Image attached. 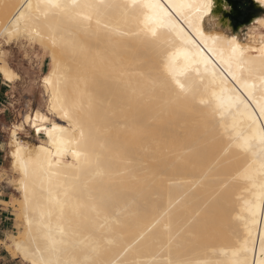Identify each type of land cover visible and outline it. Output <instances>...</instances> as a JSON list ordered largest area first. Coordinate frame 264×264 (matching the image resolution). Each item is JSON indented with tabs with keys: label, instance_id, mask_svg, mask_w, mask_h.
Returning <instances> with one entry per match:
<instances>
[{
	"label": "bare ground",
	"instance_id": "6f19581e",
	"mask_svg": "<svg viewBox=\"0 0 264 264\" xmlns=\"http://www.w3.org/2000/svg\"><path fill=\"white\" fill-rule=\"evenodd\" d=\"M61 2L70 4L71 0ZM77 2L122 4L126 0ZM250 3L254 12L248 19L264 29V15L257 14L264 11V3ZM24 4L25 0H0V74L4 79L7 69L19 77L6 80L10 83L19 81L20 75L7 61L3 44L12 43H3V32ZM228 6L234 16L240 14L231 0H211L202 23L206 35L235 37L242 45L258 48L264 32L250 33L252 44L245 42L240 35L242 24L232 25L225 13ZM89 11L76 8L69 14L42 17L36 29L45 36L55 30L64 42L55 47L48 40L35 43L50 57L49 70L42 75L46 106L50 88L44 80L56 71L64 76L60 86L65 94L82 105L78 113L86 134L82 147L90 163L69 167L73 161L65 158L57 178L64 187L54 188L61 204L49 202L47 193L41 196L38 191L37 199L26 205L18 183L21 173L11 160L20 194L16 212L20 230L9 236L10 242L3 241L7 251L22 260L8 245L13 238H28L31 220L32 235L43 236L50 228L63 241L55 252L43 253L53 264H136L158 254L167 259L168 250L160 253V247L168 245L170 238V258L195 264L227 261L224 251L249 239L248 264H257L264 238V203L258 191L235 179L248 158L231 144L219 114L199 103L208 98L203 87L193 84L194 93L178 97L165 75V50L156 41L134 35L140 30L142 17L104 8L99 15L91 12L90 23L76 17V13ZM258 54L249 53L253 57ZM195 80L192 76L188 82ZM156 82L166 86L159 87ZM225 82L234 87L230 79ZM53 119L65 123L58 117ZM37 138L40 141L34 143L20 140L32 147L46 140L43 135ZM9 145L12 147L11 137ZM12 151L13 147L10 156ZM70 185L75 190L65 198L64 188ZM60 228L63 236L58 234ZM46 243L42 241L41 246Z\"/></svg>",
	"mask_w": 264,
	"mask_h": 264
},
{
	"label": "snow or ice",
	"instance_id": "6c2138e0",
	"mask_svg": "<svg viewBox=\"0 0 264 264\" xmlns=\"http://www.w3.org/2000/svg\"><path fill=\"white\" fill-rule=\"evenodd\" d=\"M76 8L90 10L88 13H76L80 21L89 23L93 18L91 12L95 11L99 15L101 8L142 17L140 30L134 35L156 41L165 50V75L178 97L192 93L188 81L189 77H196L191 84L202 86L208 97L200 99L199 103L210 107L213 114H219L221 127L231 144L248 158L235 179L258 191L259 199L264 203V35L260 38L258 48L242 45L235 37L206 35L202 23L211 8V0H126L122 4L95 5H81L77 0H71L70 4L61 0H37L33 4L32 0H25V4L17 9L5 26L3 43L27 39L31 43L39 41L43 44L48 40L55 47L64 42L63 37H58L55 30L45 36L36 29V24L49 14H69ZM252 52L259 54L253 57L249 55ZM52 60L55 64L54 53ZM3 75L7 81L19 79L7 69ZM228 79L234 83V87L228 86L225 82ZM63 80L64 76L59 71L45 78L44 85L50 88L47 111L37 109L26 114L18 124L13 125L10 132L13 168L21 173L18 183L26 205H31L37 199L38 191L41 196L47 193L49 202L61 204L54 188L64 187L57 178L61 175L60 169L65 166V158L71 157L73 161L69 167L82 162L90 163L89 154L82 147L86 140L84 126L78 115L82 105L65 94L60 86ZM156 83L159 87L166 86L161 82ZM54 117L65 123H57ZM26 129H31L37 137L43 135L46 140L36 147L25 145L18 133ZM74 190L75 187L71 185L64 188V197L69 198ZM47 214L51 215V212ZM40 215L43 217L45 213L41 211ZM28 225V238L24 241L13 238L8 245L9 250H14L26 264L29 261L31 264H53V261L44 259L43 253L55 252L57 245L63 241L58 240L50 228L43 236L32 235L31 220ZM58 234L64 235L62 228ZM42 241L47 242L44 247L41 246ZM238 243L239 247L224 251L223 255L229 259L219 264H248L247 254L251 250L249 239ZM170 245L171 238L168 245L160 247V253L168 250L169 258L161 259L158 254L151 260H139L136 264H195L191 260L173 261L170 258ZM260 245V260L257 264H264V238ZM130 248L131 245L123 253L126 254Z\"/></svg>",
	"mask_w": 264,
	"mask_h": 264
},
{
	"label": "rangeland",
	"instance_id": "374dc122",
	"mask_svg": "<svg viewBox=\"0 0 264 264\" xmlns=\"http://www.w3.org/2000/svg\"><path fill=\"white\" fill-rule=\"evenodd\" d=\"M233 1H236L240 14L234 16L232 12H229L230 6H228V10L225 13L229 14L228 17L232 25L236 23L242 24L241 38L251 45L252 40L249 38V34L262 31L257 21L246 20L250 16L249 14L254 12V9L251 7L249 0ZM257 14L264 15V11L262 13L257 12ZM25 40L13 42L11 46L3 44L8 63L20 75V80L10 87L0 85V106L3 108L10 107V111L5 116L2 114L0 117V199L8 200V203L2 202V205L6 208L5 213L9 217L6 226L10 228L8 235L4 236L5 243L10 242V235L17 234L20 230V224L18 219H16L20 194L16 189L15 180L17 175L12 168V158L10 156L12 149L11 145H9L10 129L14 123H19L22 120L23 114L26 112L38 108L46 112L48 108L46 106L47 95L42 84V75L49 70V54L41 48L40 44L26 42ZM20 134L19 137L21 136L20 138L25 141L29 140L32 143L40 141V138L35 137L30 129H26ZM2 245L5 246L4 243ZM15 262L16 264H25L20 258H17L13 263Z\"/></svg>",
	"mask_w": 264,
	"mask_h": 264
},
{
	"label": "crops",
	"instance_id": "0c3cea01",
	"mask_svg": "<svg viewBox=\"0 0 264 264\" xmlns=\"http://www.w3.org/2000/svg\"><path fill=\"white\" fill-rule=\"evenodd\" d=\"M17 82L18 81H16L15 83H17ZM15 83L7 82L5 79H3L2 75L0 74V85L10 87L11 85H13ZM9 111H10V107H4L3 108L0 106V117L2 114L5 116L7 114V112H9ZM5 201L8 202V200H6L4 198L0 199V224H2L0 227V264H16V262L15 263H13V262L16 261L17 257L13 256L9 251H7L6 247L2 245V243L4 241V236L5 235L7 236L9 231H10L9 230L10 228H8L6 226L9 217L5 213L6 208L2 205V202L6 203Z\"/></svg>",
	"mask_w": 264,
	"mask_h": 264
},
{
	"label": "water",
	"instance_id": "95a60500",
	"mask_svg": "<svg viewBox=\"0 0 264 264\" xmlns=\"http://www.w3.org/2000/svg\"><path fill=\"white\" fill-rule=\"evenodd\" d=\"M231 1H232V3H233V6H234L235 8H237V3H236V1H233V0H231ZM249 1H251V0H249ZM251 7L254 9V6H252V4H251ZM246 20H249L248 17L246 18Z\"/></svg>",
	"mask_w": 264,
	"mask_h": 264
},
{
	"label": "clouds",
	"instance_id": "9594fccd",
	"mask_svg": "<svg viewBox=\"0 0 264 264\" xmlns=\"http://www.w3.org/2000/svg\"><path fill=\"white\" fill-rule=\"evenodd\" d=\"M189 86L193 89L192 93H194V91H195L194 85H192V84L190 83ZM192 93H191V94H192Z\"/></svg>",
	"mask_w": 264,
	"mask_h": 264
}]
</instances>
